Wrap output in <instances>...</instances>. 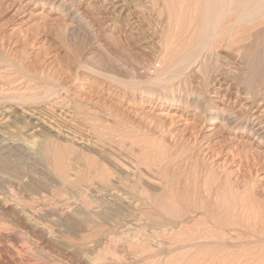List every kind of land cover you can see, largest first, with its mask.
<instances>
[{
	"label": "rangeland",
	"instance_id": "1",
	"mask_svg": "<svg viewBox=\"0 0 264 264\" xmlns=\"http://www.w3.org/2000/svg\"><path fill=\"white\" fill-rule=\"evenodd\" d=\"M206 2L0 0V264H264V15L160 80Z\"/></svg>",
	"mask_w": 264,
	"mask_h": 264
},
{
	"label": "bare ground",
	"instance_id": "2",
	"mask_svg": "<svg viewBox=\"0 0 264 264\" xmlns=\"http://www.w3.org/2000/svg\"><path fill=\"white\" fill-rule=\"evenodd\" d=\"M204 2V1H203ZM204 9H203V13L201 16V23L199 22V31L197 33L196 39H195V43H193L194 45L192 46L191 43L189 45L188 50L186 51V55L180 58H174L171 65H169V67L167 68V70L164 71V74H160V76L163 78H161L160 80L164 83V81H168L170 80V78H172L171 80H173L179 70L176 71V69L178 68L177 66H180L181 64L185 63V65L187 66L186 68H188L190 62H192L194 59H199L202 55V53L204 51H206L210 46H212L216 41H217V35H219L218 31L221 30L222 25L224 22H227L228 17H234L236 23H243V22H254V20L256 21V18L258 19V17H263L264 15V0H207L206 4L204 5ZM203 8V7H202ZM200 9V8H199ZM198 11V10H197ZM251 18H255V19H251ZM261 19V18H260ZM180 23V22H179ZM245 23V24H246ZM190 26V25H189ZM195 37V34H194ZM220 37V36H219ZM219 39V38H218ZM192 41V40H191ZM214 46V45H213ZM191 47V48H190ZM213 49V48H212ZM188 56V57H187ZM194 57V58H193ZM189 58H193L192 60L188 61ZM176 59V60H175ZM197 62V61H196ZM195 62V63H196ZM170 75V76H169ZM159 76V75H158ZM157 76V77H158ZM159 76V77H160ZM168 76V77H167ZM158 79V78H157ZM164 80V81H163ZM170 80V81H171ZM160 81V82H161ZM257 91V89H256ZM264 111V110H263ZM236 112V111H235ZM234 114V113H233ZM231 114V115H233ZM237 114V113H236ZM25 113L23 112L22 117H25ZM258 116V115H257ZM256 116V117H257ZM264 116V115H263ZM262 116V117H263ZM19 117V116H18ZM232 117V116H231ZM234 117V116H233ZM232 117V118H233ZM261 117V118H262ZM239 118V117H238ZM257 119V118H256ZM262 120V119H261ZM264 120V119H263ZM236 121V120H234ZM228 122V121H227ZM257 122V121H256ZM253 124V123H252ZM255 124V123H254ZM261 123L259 122L258 124H256L255 126H257V128H255L254 130V134L256 135V137H258V139H260L262 142H264V127L263 125H260ZM39 130L35 131L34 133H32V136L37 138V133L39 132V138H41V143H43L41 146V153L44 155L46 154L44 157H46L47 155L50 154V152H52V149L50 150V147L52 146V144L50 143L51 141L50 138L51 136L55 135L56 138H59L58 136H61L60 133L56 132L55 129L48 127L45 123H42L41 125H39ZM253 130V128H252ZM58 131V130H57ZM58 133V134H56ZM253 133V132H252ZM54 137V136H53ZM62 139V138H61ZM39 140V139H38ZM54 141H52L53 143ZM36 143V142H34ZM51 144V146H50ZM54 144V143H53ZM37 146H39V144H35ZM52 148V147H51ZM56 150V149H55ZM38 152V151H37ZM55 152V151H54ZM40 153V154H41ZM49 153V154H47ZM56 154V153H55ZM42 155V156H43ZM48 157V156H47ZM46 157V158H47ZM55 157V156H54ZM53 157V158H54ZM49 159V158H48ZM65 159V158H64ZM5 160H7V158H5ZM9 160V159H8ZM47 160V159H46ZM62 159H59V161ZM148 160V159H147ZM57 161V160H56ZM114 162V161H113ZM61 163V161H60ZM63 164V163H62ZM69 164V163H68ZM98 164V163H97ZM112 164V163H111ZM115 166L120 169V171H124L125 175L128 176H132V173L130 170H135V169H130L127 170L125 169V166H121V164H117L116 162H114ZM67 165V164H65ZM71 165V164H70ZM60 167V166H59ZM61 168V167H60ZM66 168V167H65ZM72 168V167H71ZM62 169L63 166H62ZM61 169V170H62ZM100 168H98L99 170ZM60 170V169H59ZM102 170V169H101ZM106 170V169H105ZM139 170V169H138ZM63 171V170H62ZM74 171V170H73ZM140 171V170H139ZM110 172V171H109ZM133 172V171H132ZM142 172V171H141ZM81 173V172H80ZM106 173V172H105ZM104 173V174H105ZM123 173V172H122ZM137 173V172H134ZM138 174V173H137ZM136 176V174H133ZM134 176V177H135ZM140 181H143L142 173L141 175H137ZM136 176V177H137ZM133 179V177H132ZM135 179V178H134ZM133 179V180H134ZM136 180H138L136 178ZM135 180V181H136ZM138 180V181H139ZM132 181V180H131ZM130 181V182H131ZM151 181V180H150ZM149 181V182H150ZM129 182V183H130ZM146 182H148V180H146ZM139 183V182H138ZM141 183V182H140ZM132 184V183H130ZM143 185V184H142ZM133 186V185H132ZM137 187V186H136ZM139 187V185H138ZM131 188V187H129ZM142 188V187H141ZM135 189V188H134ZM133 190V189H132ZM141 190V189H140ZM131 191V189H130ZM133 192V191H132ZM136 192H138L136 190ZM132 194V193H131ZM219 224V223H218ZM221 226V225H220ZM218 225H214L213 223H211V225L209 224L205 230L206 233H203L202 229H198L197 232H194L191 234V237H188V241H195L198 240L200 242H204L208 243V244H214L216 245V247L218 245H224L226 247H231V243L229 242V236L232 234L229 233H224L222 232L221 227H219ZM207 231L209 233H213L212 236L210 237H206ZM217 232H219V238H217L218 234ZM187 234V233H186ZM206 235V236H205ZM211 235V234H210ZM217 235V236H216ZM216 236V237H215ZM233 238V237H232ZM184 240V239H183ZM242 243V242H241ZM197 245V244H196ZM223 248V247H222ZM90 263V262H89Z\"/></svg>",
	"mask_w": 264,
	"mask_h": 264
}]
</instances>
